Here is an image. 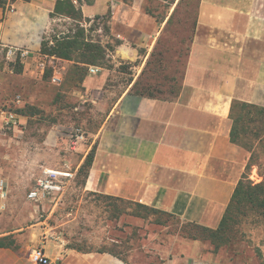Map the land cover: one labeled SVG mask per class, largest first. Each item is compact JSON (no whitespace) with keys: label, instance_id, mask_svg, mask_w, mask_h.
Returning <instances> with one entry per match:
<instances>
[{"label":"crops","instance_id":"0c3cea01","mask_svg":"<svg viewBox=\"0 0 264 264\" xmlns=\"http://www.w3.org/2000/svg\"><path fill=\"white\" fill-rule=\"evenodd\" d=\"M59 1L0 0V48L25 49L31 55L16 64L45 70L42 41L58 22L69 20L53 16ZM154 1L165 0H73L82 23L108 22L118 43L113 57L126 62L136 61L163 31L165 21L144 8ZM2 61L0 54V65ZM1 74L0 104L7 89ZM109 75L102 69L79 83V94L103 113L92 135L96 146L83 190L218 228L250 159L232 142V104L264 108V0L198 1L186 70L174 100L130 91L105 98ZM84 146L78 168L93 150ZM5 159L0 155V175L10 196L0 227V264H37L32 253L38 247L52 264H129L110 252L82 251L56 237L47 225L49 217L42 220L40 200L19 190Z\"/></svg>","mask_w":264,"mask_h":264},{"label":"rangeland","instance_id":"374dc122","mask_svg":"<svg viewBox=\"0 0 264 264\" xmlns=\"http://www.w3.org/2000/svg\"><path fill=\"white\" fill-rule=\"evenodd\" d=\"M198 1L146 2L144 8L165 25L154 45L142 49L133 62L113 57L118 43L110 36L107 21L81 24L87 40L101 44L107 52L100 64L85 65L88 73L91 67L99 69L97 75L102 69L110 71L105 98L113 100L148 86L158 98L174 100L171 94L179 92L186 70ZM78 24L70 19L58 22L55 32L75 34ZM78 57L68 63L48 57L43 72L20 63L2 61L0 65L7 86L1 104L20 96L25 116L22 127L0 136V155L5 156L19 190L26 189V196L39 192L42 220L49 217L47 225L55 236L79 250L110 252L129 264H264V210L241 215L232 234L236 245L215 250L210 241L185 237L181 231L186 223L178 218H160L166 225H159L158 218L133 217L129 205L115 207L111 199L83 190L84 163L78 165L86 152L84 145H92L91 150L96 146L92 135L98 132L103 113L79 94L80 76L74 75ZM55 74L63 76L61 84L53 83ZM256 156L257 165L249 177L258 184L263 181L259 174H264V148Z\"/></svg>","mask_w":264,"mask_h":264},{"label":"trees","instance_id":"16d2710c","mask_svg":"<svg viewBox=\"0 0 264 264\" xmlns=\"http://www.w3.org/2000/svg\"><path fill=\"white\" fill-rule=\"evenodd\" d=\"M85 1L87 3L91 2V0ZM53 16H63L78 22L79 26L77 27L79 30L75 34H72V30H69L68 33H61L59 35L58 33L56 34L54 30L53 33L43 39L41 54L48 56L49 58L69 62H73L79 55L81 58H77L75 66L77 72H75L74 75L80 76V83L88 74L85 65L96 66L100 64V62L106 60L107 52L101 44L87 40L86 30L80 27L83 22L81 12L76 7L73 0L59 1L56 4ZM86 22H89V20ZM149 64H151V62ZM136 86L137 84L135 87ZM149 89L150 88L146 86L145 90L140 88L136 90L135 93L144 97L160 99L154 95V91L150 90L149 92ZM171 95L173 96L171 99H175L178 97L179 92ZM169 99L170 98L161 100ZM22 111L23 110H20L21 114H23ZM230 118L233 121L231 132L232 142L246 149L251 155L246 166V173L239 181L218 228L210 229L200 225L186 223L183 224L181 231L185 237L193 240L203 239L210 241L215 247V250L232 249L236 245L237 241L232 234L241 215H250L253 212H258V210H264V174H259L263 177V181L258 184L252 182L249 177V172H251L253 167L257 165V150L264 148V108L245 102L234 101L231 108ZM94 151L95 150L93 149L88 155L86 162L80 170L85 172V179L93 162ZM105 198L111 199L115 207H117L119 203L127 204L132 207L133 209L130 215L133 217L140 219H148L152 217H155L156 219L158 218L156 223L159 225H166V223L160 218L166 217L168 219H177L175 215L139 203L107 196H105Z\"/></svg>","mask_w":264,"mask_h":264},{"label":"built area","instance_id":"2783aa9c","mask_svg":"<svg viewBox=\"0 0 264 264\" xmlns=\"http://www.w3.org/2000/svg\"><path fill=\"white\" fill-rule=\"evenodd\" d=\"M166 1V0H165ZM164 1V2H165ZM179 0H176L178 2ZM0 54L8 63H14L21 61H26L30 58V52L25 49H19L11 46H1ZM99 69L96 67H91L89 73L91 75H97ZM53 83L61 84L62 79L59 75H54ZM23 105V100L20 96L16 97L11 101L4 102L0 104V136L7 134L8 132L17 130L22 125V114L20 113L21 107ZM52 174V173H50ZM53 175H60L53 173ZM9 188L5 181V178L0 175V227L2 223L3 215L7 209L9 202ZM40 197L38 191H33L30 193L29 198L36 200ZM32 258L37 264H52L51 260L45 256L42 247L35 248L32 253ZM192 264H210L208 262L195 261Z\"/></svg>","mask_w":264,"mask_h":264},{"label":"bare ground","instance_id":"6f19581e","mask_svg":"<svg viewBox=\"0 0 264 264\" xmlns=\"http://www.w3.org/2000/svg\"><path fill=\"white\" fill-rule=\"evenodd\" d=\"M49 172H50V173H52V174H53V173H56V174H60V173H57V172H53V171H49Z\"/></svg>","mask_w":264,"mask_h":264}]
</instances>
